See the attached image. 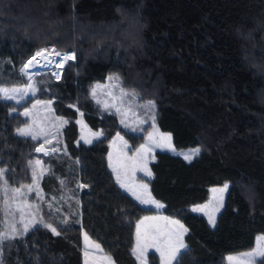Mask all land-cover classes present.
I'll use <instances>...</instances> for the list:
<instances>
[{"label": "trees", "instance_id": "16d2710c", "mask_svg": "<svg viewBox=\"0 0 264 264\" xmlns=\"http://www.w3.org/2000/svg\"><path fill=\"white\" fill-rule=\"evenodd\" d=\"M52 48L76 55L60 80L45 70L26 102L0 99V169L12 185L31 181L40 142L18 134L23 110L35 98L52 100L68 120L66 153L42 158L41 185L47 201L62 198V212L41 204L40 225L6 241L0 264H83L86 234L117 264H138L136 225L153 211L115 182L107 156L119 119L90 96L115 74L141 102L156 104L177 148H200L190 163L158 153L153 164L154 197L188 231L176 264H226L227 255L253 250L264 234V0H0V86L27 84L25 64ZM80 114L104 138L79 142ZM76 179L88 188L79 192ZM225 182L229 192L212 226L192 207Z\"/></svg>", "mask_w": 264, "mask_h": 264}, {"label": "rangeland", "instance_id": "374dc122", "mask_svg": "<svg viewBox=\"0 0 264 264\" xmlns=\"http://www.w3.org/2000/svg\"><path fill=\"white\" fill-rule=\"evenodd\" d=\"M56 52L58 51L52 48L47 49L41 56L34 55L33 67L30 68L31 64L27 68L24 67L22 71L28 83L18 87L0 86V90H7L6 92L0 91V99L19 104L26 102L30 96L36 95L37 88L34 77L40 72L50 69L55 76L59 70L56 66L59 57L64 54L71 55L74 51L59 52L61 56H56ZM69 61H76V55L74 59L65 60L62 69L60 68V76ZM109 77L114 78L109 79ZM109 77L102 83H95L90 90V96L95 105L101 111L115 113L119 119L120 130L110 141L107 156L109 168L115 182L123 192L129 195L141 208L154 211V213L144 215L136 225V243L133 254L138 264H152L151 255L155 256L157 264H176L179 256L187 249L188 231L180 220L166 216L163 212L165 204L154 197L150 186V182L154 178L153 164L157 161L158 153H169L190 163L199 153L190 155L189 159H185V154L193 153L195 149L200 150V148H177L174 144L173 134L162 130L158 122L156 104L154 103V107H149L150 100L141 102L139 94L133 89L126 88L118 75ZM55 79L60 80L56 76ZM121 90L128 95H122ZM23 115L27 122L18 130V134L40 142L35 150L38 158L33 163L32 179L25 186L12 185L6 181L4 175H0V236L14 237L3 240L0 243V248L6 241L24 237L37 225H40V217H43L41 210L45 207H42L41 204L46 202L56 215L62 212V198H55L51 201L45 199L41 182L44 175L48 173V166L42 161V158L66 153L63 131L68 120L55 114L52 100L41 98L32 100L24 108ZM78 127L79 142L81 143L92 145L104 138L103 131L92 129L82 114L78 118ZM21 129L25 130L26 134H21ZM74 186L79 192L88 188L79 179L75 180ZM17 188L20 191L14 192L13 190ZM229 188V182L209 188L208 200L203 204L193 206L192 211L204 215L214 226L224 208ZM157 204L162 206L157 207ZM13 223L16 228L15 232L7 227ZM25 225H27L26 230ZM261 237H264V234L258 235L253 250L227 255L226 264H256V261L263 257L257 254V246L264 244ZM96 245H99V248ZM250 254L252 258H248ZM83 264L117 263L98 241L86 234L83 236Z\"/></svg>", "mask_w": 264, "mask_h": 264}, {"label": "snow or ice", "instance_id": "6c2138e0", "mask_svg": "<svg viewBox=\"0 0 264 264\" xmlns=\"http://www.w3.org/2000/svg\"><path fill=\"white\" fill-rule=\"evenodd\" d=\"M45 51H47V49H41L40 51H37V52L35 53V56H41L42 53L45 52ZM53 51H54V50H53ZM55 55H56V56H61V53L56 52ZM35 56L32 57V59H30V60L25 64V66H24L25 68H27L29 65L32 64V60L35 59ZM74 58H75V54H74V52H73L71 55H69V54H64V55H63V59H65V60H67V59H74ZM37 64H39V61H37ZM22 71H23V69H22ZM57 78H59V77H57ZM113 78H114V77H109V79H113ZM115 79H118V77H115ZM0 91H5V92H6L7 90H0ZM121 94H122V95H128V93H125L123 90H121ZM132 95H135V93H132ZM8 98H13V97H8ZM148 106H149V107H154V102L149 101V102H148ZM20 132H21V134H26L25 130H23V129H21ZM167 138L170 139V137H167ZM37 150L39 151L40 149H37ZM199 151H200L199 149H195L193 153L185 154V159H189L190 155L198 154ZM0 175H3V170H2V169H0ZM33 175H35V173H33ZM225 187H227V185H225ZM13 191H14V192H19L20 189L17 188V189H14ZM143 202H147V201H143ZM5 203L7 204V202H5ZM161 206H162V205L157 204V207H161ZM176 223H178V222H176ZM46 226L51 228V225H46ZM7 227L10 228L12 232H15V231H16V228H15V224H14V223L8 225ZM181 227H182V226H181ZM26 229H27V225H25V230H26ZM52 231L55 232V231H56L55 228H52ZM57 234H58V233H57ZM10 238H14V237H13V236H7V235H5V236H0V243H2L3 240H5V239H10ZM260 239H261V240H264V237H261ZM96 247L99 248V245H96ZM257 254L264 256V244H260V245L257 246ZM138 258H139V257H138ZM248 258H252V255L250 254ZM229 259L231 260V257H230Z\"/></svg>", "mask_w": 264, "mask_h": 264}, {"label": "bare ground", "instance_id": "6f19581e", "mask_svg": "<svg viewBox=\"0 0 264 264\" xmlns=\"http://www.w3.org/2000/svg\"><path fill=\"white\" fill-rule=\"evenodd\" d=\"M64 63H65V59H63V56L59 57V60H58L57 65H56L57 68H59V70L56 72L57 77H60L61 69H62L61 67L64 65ZM32 67H33V64L30 66V68H32Z\"/></svg>", "mask_w": 264, "mask_h": 264}, {"label": "crops", "instance_id": "0c3cea01", "mask_svg": "<svg viewBox=\"0 0 264 264\" xmlns=\"http://www.w3.org/2000/svg\"><path fill=\"white\" fill-rule=\"evenodd\" d=\"M152 213H154V211H153ZM138 222H139V221H138ZM138 222H137V224H138ZM136 228H137V226H136ZM135 243H136V235H135ZM173 261H174V259H173Z\"/></svg>", "mask_w": 264, "mask_h": 264}, {"label": "built area", "instance_id": "2783aa9c", "mask_svg": "<svg viewBox=\"0 0 264 264\" xmlns=\"http://www.w3.org/2000/svg\"><path fill=\"white\" fill-rule=\"evenodd\" d=\"M58 69V68H57ZM56 74V73H55ZM56 76V78H57V75H55ZM61 77V76H60ZM60 77L59 78H57V79H60Z\"/></svg>", "mask_w": 264, "mask_h": 264}]
</instances>
